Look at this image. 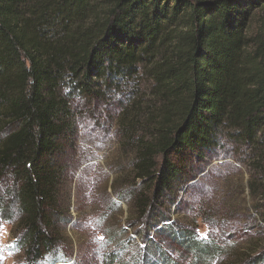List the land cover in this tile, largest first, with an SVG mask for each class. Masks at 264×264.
Segmentation results:
<instances>
[{"label": "trees", "instance_id": "16d2710c", "mask_svg": "<svg viewBox=\"0 0 264 264\" xmlns=\"http://www.w3.org/2000/svg\"><path fill=\"white\" fill-rule=\"evenodd\" d=\"M80 101L117 108L115 138L131 159L110 187L138 235L166 220V203L221 150L246 169L264 224V0H0V222L25 264L69 256L64 157ZM197 229L157 230L188 262L126 237L103 264H264L255 241L229 253Z\"/></svg>", "mask_w": 264, "mask_h": 264}, {"label": "rangeland", "instance_id": "374dc122", "mask_svg": "<svg viewBox=\"0 0 264 264\" xmlns=\"http://www.w3.org/2000/svg\"><path fill=\"white\" fill-rule=\"evenodd\" d=\"M142 85L145 87L146 83ZM106 104L95 103L94 107L86 106L83 101L77 104L75 145L64 157L71 167L67 171L70 176L71 221L62 227L70 249L65 264H103L107 252L112 249L122 252L127 244L126 237L134 239L141 248L155 239V244L162 251L170 252L174 259L181 256L179 259L188 262L190 257L169 247L168 240L157 235L158 229L176 221L196 225L201 238L217 241L229 253L245 250L250 241H255V249L264 253V233L255 228L258 223L262 228L264 224L261 225L251 209L252 199L244 191L247 190V171L233 152L228 156L222 150L219 157L203 165L177 192L175 204L166 203V220L153 229L149 228L147 234L138 235L137 230L143 227L140 222L131 220L128 223L130 218L133 219L128 212V203L117 198L110 187L114 172L120 169L127 171L131 157L119 151L114 127L117 108ZM226 147L230 149L233 146L227 144ZM132 223L135 228H130ZM169 235L167 232L165 236ZM154 251L156 260L157 251ZM227 260L220 257L213 264H224ZM0 264H25L23 251L15 245L11 225L6 222H0Z\"/></svg>", "mask_w": 264, "mask_h": 264}]
</instances>
